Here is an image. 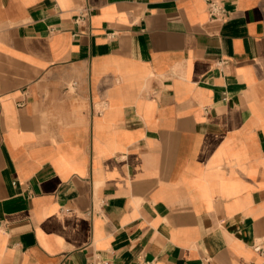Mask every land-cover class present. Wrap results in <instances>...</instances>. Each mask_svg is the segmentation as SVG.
Returning <instances> with one entry per match:
<instances>
[{"label": "crops", "instance_id": "obj_1", "mask_svg": "<svg viewBox=\"0 0 264 264\" xmlns=\"http://www.w3.org/2000/svg\"><path fill=\"white\" fill-rule=\"evenodd\" d=\"M0 0V264H264V0Z\"/></svg>", "mask_w": 264, "mask_h": 264}, {"label": "built area", "instance_id": "obj_2", "mask_svg": "<svg viewBox=\"0 0 264 264\" xmlns=\"http://www.w3.org/2000/svg\"><path fill=\"white\" fill-rule=\"evenodd\" d=\"M210 7H211V11L213 12V14H225L226 13V9L222 5L217 3L216 1L211 0ZM101 264H106V262H101Z\"/></svg>", "mask_w": 264, "mask_h": 264}]
</instances>
